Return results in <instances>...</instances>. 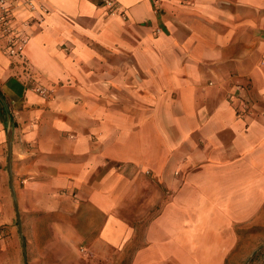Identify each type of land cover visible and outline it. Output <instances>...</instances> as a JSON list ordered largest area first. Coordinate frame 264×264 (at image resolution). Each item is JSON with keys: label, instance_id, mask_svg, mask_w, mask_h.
<instances>
[{"label": "crops", "instance_id": "1", "mask_svg": "<svg viewBox=\"0 0 264 264\" xmlns=\"http://www.w3.org/2000/svg\"><path fill=\"white\" fill-rule=\"evenodd\" d=\"M43 2L40 24L15 12L21 54L0 42V264H24L10 124L27 264L128 247L131 264H226L237 226H264V0ZM142 199L161 205L138 234Z\"/></svg>", "mask_w": 264, "mask_h": 264}, {"label": "rangeland", "instance_id": "2", "mask_svg": "<svg viewBox=\"0 0 264 264\" xmlns=\"http://www.w3.org/2000/svg\"><path fill=\"white\" fill-rule=\"evenodd\" d=\"M122 101H123L124 109L129 108L132 102L130 94L127 93V95H124L122 98ZM158 190H159L158 192L153 191L151 194H149V195H152L149 198H154V201L156 202L159 199L158 194L161 191V189L158 188ZM144 199L146 200V197ZM144 199H142V201H139V200L131 201L129 206L126 207L127 209L125 210L127 211V213L125 214L124 217L128 219V221L130 222L132 226L136 227L138 234L141 233V231L144 229V226L146 225V220L144 221L141 219L142 218L148 219L152 215L156 214L159 211L160 205H161V203H158L155 205L153 209H149V207H147L148 202H146ZM261 216L264 217V207L262 208ZM13 227L18 233V236H17L18 245L19 246L22 245V250H23V241L18 232L17 222L13 223ZM21 232H22V236L24 239L25 247H26V255H25L26 262H28V259H27L28 243L25 238V231L23 229L22 223H21ZM236 232L238 236V241H237L236 246L230 253V256L228 257V261L226 264H257L258 260L262 258L260 254L264 252V226H261L254 222L253 223L250 222L244 225L237 226ZM131 252H132V249L128 247V250L126 253H124L121 261L118 258V256L113 254L108 264H131L130 262ZM66 258H67V261L71 260V262L68 264H104L100 262L98 259H96V257H92V256L89 257L88 259H85V257H83L80 260H78V257L77 256L75 257L74 255H72L70 251L68 250L66 251ZM22 260L24 262V254H22ZM261 264H264V261Z\"/></svg>", "mask_w": 264, "mask_h": 264}, {"label": "built area", "instance_id": "3", "mask_svg": "<svg viewBox=\"0 0 264 264\" xmlns=\"http://www.w3.org/2000/svg\"><path fill=\"white\" fill-rule=\"evenodd\" d=\"M103 3L109 8L111 14L122 13L118 11L114 0H103ZM21 7L25 8L31 16L30 20L24 21V27H27L31 20L39 24L42 23L44 16L48 13L43 0H11L9 5L5 0H0V42L5 43V52L9 57L21 54L25 42L22 30H17L14 24L15 12ZM241 108V114L244 116L248 112L244 102L241 103Z\"/></svg>", "mask_w": 264, "mask_h": 264}, {"label": "water", "instance_id": "4", "mask_svg": "<svg viewBox=\"0 0 264 264\" xmlns=\"http://www.w3.org/2000/svg\"><path fill=\"white\" fill-rule=\"evenodd\" d=\"M0 101L2 102L5 110L7 111L8 115L10 116L9 113V109H8V105L5 102V100L3 99V97L0 94ZM11 131H12V124H10L9 127V142H8V149H7V170H8V174H9V181H10V188H11V193H12V200H13V204H14V209H15V213H16V221H17V226H18V232L19 235L23 241V254H24V264H27L26 262V247H25V243H24V239L22 236V232H21V221H20V213L18 210V206H17V202H16V196H15V192H14V188H13V184H12V167H11ZM258 251V250H257ZM255 251V252H257ZM255 254V253H254Z\"/></svg>", "mask_w": 264, "mask_h": 264}, {"label": "trees", "instance_id": "5", "mask_svg": "<svg viewBox=\"0 0 264 264\" xmlns=\"http://www.w3.org/2000/svg\"><path fill=\"white\" fill-rule=\"evenodd\" d=\"M260 256H262V258H264V252L260 254ZM259 261V260H258ZM256 262V261H255Z\"/></svg>", "mask_w": 264, "mask_h": 264}]
</instances>
